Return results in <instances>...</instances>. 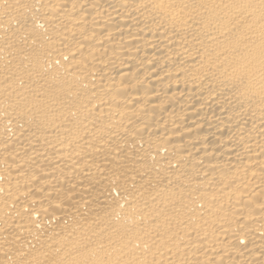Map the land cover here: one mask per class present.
Returning <instances> with one entry per match:
<instances>
[{
  "label": "bare ground",
  "instance_id": "1",
  "mask_svg": "<svg viewBox=\"0 0 264 264\" xmlns=\"http://www.w3.org/2000/svg\"><path fill=\"white\" fill-rule=\"evenodd\" d=\"M0 264H264V0H0Z\"/></svg>",
  "mask_w": 264,
  "mask_h": 264
}]
</instances>
